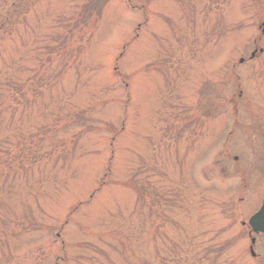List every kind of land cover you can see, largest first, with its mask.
<instances>
[{
	"label": "rangeland",
	"instance_id": "1",
	"mask_svg": "<svg viewBox=\"0 0 264 264\" xmlns=\"http://www.w3.org/2000/svg\"><path fill=\"white\" fill-rule=\"evenodd\" d=\"M29 9L0 42V264H264L247 223L264 198V0Z\"/></svg>",
	"mask_w": 264,
	"mask_h": 264
},
{
	"label": "trees",
	"instance_id": "2",
	"mask_svg": "<svg viewBox=\"0 0 264 264\" xmlns=\"http://www.w3.org/2000/svg\"><path fill=\"white\" fill-rule=\"evenodd\" d=\"M34 2L35 0H1L0 42L17 32L19 26L22 25V20L30 11L29 5Z\"/></svg>",
	"mask_w": 264,
	"mask_h": 264
},
{
	"label": "water",
	"instance_id": "3",
	"mask_svg": "<svg viewBox=\"0 0 264 264\" xmlns=\"http://www.w3.org/2000/svg\"><path fill=\"white\" fill-rule=\"evenodd\" d=\"M250 225L254 232H264V201L261 210L251 218Z\"/></svg>",
	"mask_w": 264,
	"mask_h": 264
}]
</instances>
